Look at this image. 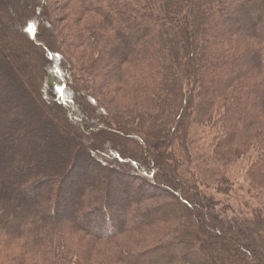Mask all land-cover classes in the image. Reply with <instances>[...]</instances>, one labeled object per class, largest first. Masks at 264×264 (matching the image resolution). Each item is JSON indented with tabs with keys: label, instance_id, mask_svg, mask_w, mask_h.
<instances>
[{
	"label": "trees",
	"instance_id": "16d2710c",
	"mask_svg": "<svg viewBox=\"0 0 264 264\" xmlns=\"http://www.w3.org/2000/svg\"><path fill=\"white\" fill-rule=\"evenodd\" d=\"M17 1L28 22L8 11ZM53 1L0 2L5 57L19 63L16 47L28 50L19 77L0 52L4 74L45 110L0 120L9 147L0 153V264H264V0H183L181 10L175 0H75L82 25L61 36L77 57L60 48L48 12L70 0ZM14 19L12 38L4 30ZM118 92L132 101L110 104L125 111L103 99ZM1 106L0 115L14 103ZM47 117L66 125L75 148L53 178L37 174L49 153L8 141ZM86 160L102 175L83 196ZM243 160L258 198L250 217L217 198L233 191L229 171ZM73 183L74 201L87 202L82 220L69 209Z\"/></svg>",
	"mask_w": 264,
	"mask_h": 264
},
{
	"label": "rangeland",
	"instance_id": "374dc122",
	"mask_svg": "<svg viewBox=\"0 0 264 264\" xmlns=\"http://www.w3.org/2000/svg\"><path fill=\"white\" fill-rule=\"evenodd\" d=\"M0 2H3V0H0ZM57 4L65 5L66 2L60 1V0H54L53 5L55 6ZM175 4H176V7H178L181 10L182 5H183V0H175ZM12 8H13L14 13L17 14V16L20 18V21L22 23L25 21L27 22L29 21L30 9L27 6H24V4L19 3V1H17L16 5H12V6L9 5L7 7L8 11L12 10ZM0 10L3 12L6 10V8L4 10V8L0 7ZM78 10H79V5L77 4V1L75 0H70L69 3H67V5H65V7L62 8V10L54 9V8H50V10L48 9V12H50L49 16L51 17V21H53V25L55 26L57 33H58V41H59V44L61 45L60 48L61 49L63 48L64 51L70 55V57H73L74 55L77 57L76 54H78V52L74 51L72 47L64 45L61 34L62 32H65V31L72 33L77 30L76 28L79 29L81 27L82 24L80 23L76 25L77 24L76 17L78 15L76 16V14H74V12L76 13V11ZM21 14H23V16H21ZM56 14L58 16V19L52 20L54 17L56 18ZM72 14H74V16ZM86 22L90 24L92 20L87 18L85 22H83V24H87ZM2 26L3 24H0V52H2L4 55L3 59L7 63L6 65L10 67V64L12 63L11 67L16 68V70H14L13 68L12 70L14 71V74L16 75V77H19V75H23L22 74L23 72L20 70L19 66L26 62L28 50H26L23 46L16 47V50L18 51V54H19V60H20L19 63H16L13 60L11 62L9 59H7V57L5 56L9 50L7 47H4L3 37L1 36ZM16 31L20 32V26H19V23L14 19V21L12 20V23L6 26V29L4 30V32L7 35H11V37L13 38V36L15 37L17 35ZM200 36H201V33L199 32L197 34V37H200ZM213 44L214 43L210 44L209 48L206 47V48L201 49L200 54L203 55V57H205L206 56L205 54H208L206 52L207 49H210V50L214 49ZM76 57H74L75 62H76ZM201 61L203 62V60ZM0 72H1L0 75L2 76L4 75L3 77L0 76V104L2 105L1 107L3 108L4 104L8 102L14 103V108H12V110L8 111L5 108H3L4 113L1 114L2 116L0 115L1 116L0 120H8L10 119L9 116L12 118L18 117L21 112L32 110L33 106L38 108L41 111L43 110L41 106L37 104V102L32 100L33 97L31 96L29 90L27 91L22 90L21 86L16 84L12 80V77H10L9 74L7 75L4 74L6 73L5 65H3L1 62H0ZM3 78L5 79V81H3ZM5 84L7 87H4ZM214 90H215V86L213 84L208 83L206 84V86H204V89L202 91L211 93ZM110 95L112 97H108ZM108 96L105 95L103 99H105L106 100L105 102H107L111 106V108L115 109L116 111H118L116 108H118L119 110L125 111V108H127V106L124 107V106L110 104L111 98H117L118 101L119 100H122L125 102H127V100H129L130 102L132 101L130 99H126V96H124L123 94L119 92L117 94L110 93L108 94ZM29 100H32L33 105H30L28 103ZM43 112L45 114V110H43ZM26 123H24L21 126L20 131H18L16 135L15 133H13L11 138L8 139V141L15 140L14 142H12V144H18L22 140H25L26 142L31 143V144L34 142L36 144L37 149L44 150L46 153H49V159L47 160V163L45 164L46 167L44 169H40L37 174H43V175L48 174L50 175V178H53V176L55 175L57 171L55 165H58L60 163L59 157L62 158V156H64L65 154V155H68V159H69V156L71 155V153L75 151V148L71 147L70 145L71 142L68 140L70 137L68 136V134H66L67 133L66 131H68L67 127L66 125L61 124V123L55 124V122L51 118H48V117L47 119H43V121H41L39 124H36V123L26 124ZM104 126H108V124H104ZM110 128L112 130L116 129L112 125H110ZM60 129L62 131H60ZM5 137L8 138L7 135H5L4 137L0 136V153L2 152V150L5 149L6 151L7 148H9V147H3L4 144L2 143V138H5ZM16 137L19 138L20 141L16 140L15 139ZM209 140L206 139V141L204 142L208 145ZM95 151L98 153L99 157L103 155V151L101 149L99 150L97 149ZM243 161H239L231 165L229 176L232 182L234 183L233 191L230 192L229 195H225V196L217 195V198L223 200V202L227 203V205H229L230 208H232V210L229 211L230 214L232 215L234 214V216H238L240 215V212L243 211L244 215H246L247 217H250L252 213L249 209H253L257 205L258 198H255L252 196L254 193L252 190L249 191L251 187H250V181L248 179V171H247L248 166H247L246 161L245 160ZM95 163L96 162H92L89 160L84 161V164L86 165L88 172L85 175V178L83 180V183H85L81 191V194L83 196L87 192L89 193V191L92 190L93 187L96 185L98 178L99 179L101 178L102 171L100 168L95 167ZM72 166L75 167L74 165ZM124 180H125V186L131 185V182L127 181L125 178ZM52 187H53V183L50 181L48 182L47 186L42 189L41 196L38 197L39 200L37 198V201H38L37 208L42 209L49 205L51 201V197L53 195ZM77 187L78 186L76 185V183H73L72 188L70 189V191L72 192V195L69 198V202H71L69 209L70 211L72 209H75V213H77L76 215L78 216V219L82 220V218H80L81 216L79 215V213L83 211L87 202L83 200V196L80 199L81 201L80 203H77V201H74L73 197H74V194L77 192L76 191ZM47 194L49 195L48 198L46 196ZM261 205L264 207V203ZM101 220H103V223L104 221H108L107 216H105V214H102ZM213 221H216V220L213 219ZM218 226H220V224H218ZM220 230H221V233H224L222 229Z\"/></svg>",
	"mask_w": 264,
	"mask_h": 264
},
{
	"label": "bare ground",
	"instance_id": "6f19581e",
	"mask_svg": "<svg viewBox=\"0 0 264 264\" xmlns=\"http://www.w3.org/2000/svg\"><path fill=\"white\" fill-rule=\"evenodd\" d=\"M46 182H47L46 179L41 180L40 183L38 184V187H39L40 185L46 183ZM57 216H60V213H58Z\"/></svg>",
	"mask_w": 264,
	"mask_h": 264
},
{
	"label": "water",
	"instance_id": "95a60500",
	"mask_svg": "<svg viewBox=\"0 0 264 264\" xmlns=\"http://www.w3.org/2000/svg\"><path fill=\"white\" fill-rule=\"evenodd\" d=\"M130 171H132L133 173H135L136 171L133 169V170H131V169H129Z\"/></svg>",
	"mask_w": 264,
	"mask_h": 264
}]
</instances>
